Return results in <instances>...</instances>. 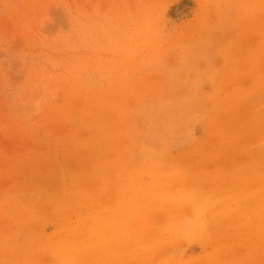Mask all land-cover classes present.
I'll return each instance as SVG.
<instances>
[{
	"label": "rangeland",
	"instance_id": "rangeland-1",
	"mask_svg": "<svg viewBox=\"0 0 264 264\" xmlns=\"http://www.w3.org/2000/svg\"><path fill=\"white\" fill-rule=\"evenodd\" d=\"M0 264H264V0H0Z\"/></svg>",
	"mask_w": 264,
	"mask_h": 264
}]
</instances>
